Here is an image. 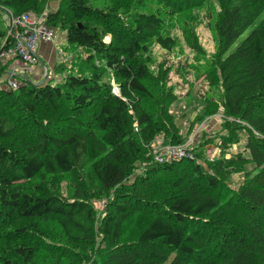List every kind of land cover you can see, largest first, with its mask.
I'll use <instances>...</instances> for the list:
<instances>
[{
    "label": "trees",
    "instance_id": "16d2710c",
    "mask_svg": "<svg viewBox=\"0 0 264 264\" xmlns=\"http://www.w3.org/2000/svg\"><path fill=\"white\" fill-rule=\"evenodd\" d=\"M130 1L62 0L46 23L90 54L78 71L56 84L21 78L17 90L0 78V264H264V0H217L222 124L246 132L248 154L211 173L193 156L158 162L150 151L161 133L181 143L178 96L152 75L151 46L176 48L168 19L190 20L205 0ZM49 2L0 5L21 16Z\"/></svg>",
    "mask_w": 264,
    "mask_h": 264
},
{
    "label": "rangeland",
    "instance_id": "374dc122",
    "mask_svg": "<svg viewBox=\"0 0 264 264\" xmlns=\"http://www.w3.org/2000/svg\"><path fill=\"white\" fill-rule=\"evenodd\" d=\"M61 2L62 0H50L48 8L37 15L44 14L47 17L49 11L59 9ZM125 2L131 1L125 0ZM6 10H0V30L4 32L9 19ZM218 12H220V7L217 0L201 2L191 10L190 20L180 19L181 16L178 15L168 19V27L164 31V35L171 34L177 40L176 48L168 51L157 44L151 46L150 70L152 75L159 82L164 76L169 78L174 93L178 96L177 101L171 107V111L174 114V122L179 132L178 135L175 128L174 135L181 138L180 144H170L166 142L170 134H159L152 143L150 150L155 161L158 160L157 152H160L159 149L166 145H178L184 148L187 154L195 157L196 164L202 165L204 170L211 173L218 160L222 158L234 159L238 154H248L245 151L246 132L232 129V124L229 126L222 124L223 106L220 88L215 85L218 77L215 75L213 67L217 58V35L214 28L217 24ZM54 30L56 34L52 44H54L55 49L54 52L50 53V59L47 61L42 59L40 64L30 68L15 60H10L6 63L7 68L13 69L15 75H23L22 78L28 79L35 85L51 82L60 83V80L66 77L70 70L78 71L77 66L81 60L88 58L90 54L82 49L68 48L66 31L60 27H54ZM105 40L110 41L111 37L107 36ZM97 63L101 64V61L97 60ZM0 70H2L0 78L3 80L6 75L4 69ZM156 80L152 84L158 85ZM110 82L114 85V91L119 92L114 80L112 79ZM169 82L167 87L170 86ZM158 86L157 92L159 88L163 87L161 83ZM211 98L213 100L210 101ZM165 120L170 125V120L166 118ZM166 127L169 126L166 125ZM230 133L232 135L229 137ZM224 140H231V145H224L223 149L222 142ZM228 148L229 152H226L225 149ZM183 163H185L183 160L179 163L180 167ZM144 166L145 164L137 163L135 173L143 172ZM252 168L253 166L250 165L238 168V172L229 176L228 185L237 190L245 180V171H251ZM67 183L69 184V182H63L61 185L63 194H66ZM196 183L198 184V181ZM104 202L103 200L93 201L96 209H98V216H101L103 210L106 209Z\"/></svg>",
    "mask_w": 264,
    "mask_h": 264
},
{
    "label": "built area",
    "instance_id": "2783aa9c",
    "mask_svg": "<svg viewBox=\"0 0 264 264\" xmlns=\"http://www.w3.org/2000/svg\"><path fill=\"white\" fill-rule=\"evenodd\" d=\"M7 9L0 5V10ZM9 16L5 37L0 48V69H4L6 78L2 80L5 89L17 90L22 85L23 75H15L13 69H8L6 63L15 60L26 66L33 67L41 63L40 46L42 43H53L55 30L46 23V16L32 12L15 16L11 10H6ZM19 76V77H18ZM154 149V148H153ZM157 152L158 162L181 160L192 155L178 145H166ZM105 204V203H104Z\"/></svg>",
    "mask_w": 264,
    "mask_h": 264
},
{
    "label": "crops",
    "instance_id": "0c3cea01",
    "mask_svg": "<svg viewBox=\"0 0 264 264\" xmlns=\"http://www.w3.org/2000/svg\"><path fill=\"white\" fill-rule=\"evenodd\" d=\"M54 49H55L54 44H52V43H42L41 46H40L41 59H43V61H47V59H50L51 58L50 53L54 52Z\"/></svg>",
    "mask_w": 264,
    "mask_h": 264
}]
</instances>
